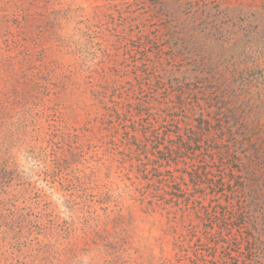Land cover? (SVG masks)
<instances>
[{
    "label": "rangeland",
    "instance_id": "rangeland-1",
    "mask_svg": "<svg viewBox=\"0 0 264 264\" xmlns=\"http://www.w3.org/2000/svg\"><path fill=\"white\" fill-rule=\"evenodd\" d=\"M0 264H264V0H0Z\"/></svg>",
    "mask_w": 264,
    "mask_h": 264
},
{
    "label": "trees",
    "instance_id": "trees-1",
    "mask_svg": "<svg viewBox=\"0 0 264 264\" xmlns=\"http://www.w3.org/2000/svg\"><path fill=\"white\" fill-rule=\"evenodd\" d=\"M230 115L232 116L233 114L231 113V114H229L228 115V120H230ZM235 115V114H234ZM233 117H231V119H232ZM227 120V125L233 130V127H232V123L230 122V121H228ZM223 123V122H222ZM199 124H200V127H202V126H204L203 124H205V122L203 121V119L201 118V119H199ZM223 126V125H222Z\"/></svg>",
    "mask_w": 264,
    "mask_h": 264
}]
</instances>
